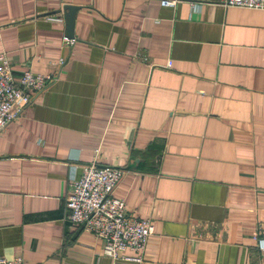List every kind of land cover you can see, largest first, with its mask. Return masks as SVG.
<instances>
[{
  "label": "crops",
  "instance_id": "1",
  "mask_svg": "<svg viewBox=\"0 0 264 264\" xmlns=\"http://www.w3.org/2000/svg\"><path fill=\"white\" fill-rule=\"evenodd\" d=\"M64 4L77 5L71 37L46 17L63 16ZM1 51L14 75H56L0 130L1 255L264 264L253 238L264 229V9L0 0ZM93 158L124 169L113 194L129 215L152 219L140 262L103 254L67 219L68 182Z\"/></svg>",
  "mask_w": 264,
  "mask_h": 264
},
{
  "label": "built area",
  "instance_id": "2",
  "mask_svg": "<svg viewBox=\"0 0 264 264\" xmlns=\"http://www.w3.org/2000/svg\"><path fill=\"white\" fill-rule=\"evenodd\" d=\"M175 1L161 0L163 4L171 5ZM222 3L225 6L264 9V0H222ZM46 17L64 20L62 15L48 14ZM64 41L72 40L64 36ZM55 79L56 75L35 73L30 69L14 75L10 58L1 51L0 130L17 116L19 109L30 103L32 91L44 89ZM14 106L16 109L12 110ZM123 174L122 167L101 164L95 158L83 164L80 174L68 182L65 196L67 219L100 239L103 254L113 259L120 257L140 262L154 226L149 217L129 215L124 200L113 194ZM253 238L255 247L264 253V229L259 226L253 232ZM0 264H22V256L9 258L0 254Z\"/></svg>",
  "mask_w": 264,
  "mask_h": 264
},
{
  "label": "water",
  "instance_id": "3",
  "mask_svg": "<svg viewBox=\"0 0 264 264\" xmlns=\"http://www.w3.org/2000/svg\"><path fill=\"white\" fill-rule=\"evenodd\" d=\"M76 8H77L76 4H64L62 7L63 19L65 24V34L68 37L73 36L72 28H73L74 13Z\"/></svg>",
  "mask_w": 264,
  "mask_h": 264
}]
</instances>
